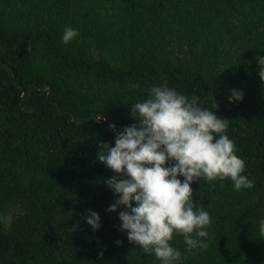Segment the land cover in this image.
Returning <instances> with one entry per match:
<instances>
[{"label":"trees","instance_id":"1","mask_svg":"<svg viewBox=\"0 0 264 264\" xmlns=\"http://www.w3.org/2000/svg\"><path fill=\"white\" fill-rule=\"evenodd\" d=\"M66 27L79 32L68 44ZM257 57L264 0H0V264H161L120 230L122 207L106 211L115 173L96 159L99 143L114 146L109 125L135 123L131 105L161 84L228 120L254 181L240 191L230 179L193 181V203L211 219L207 248L188 252L174 233L175 264H264ZM232 90L243 98L230 102Z\"/></svg>","mask_w":264,"mask_h":264},{"label":"clouds","instance_id":"2","mask_svg":"<svg viewBox=\"0 0 264 264\" xmlns=\"http://www.w3.org/2000/svg\"><path fill=\"white\" fill-rule=\"evenodd\" d=\"M78 35L66 27L62 42ZM257 64L264 83V57H257ZM242 98L243 92L232 90L229 100ZM129 116L136 122L123 131L109 125L114 146L98 144L97 161L115 173L104 181L117 197L106 211L122 207L118 219L128 241L161 264H175L182 253L170 245L174 233L183 237L188 252L207 248L200 238L208 236L211 219L204 206L193 203V181L230 179L236 191L254 187V181L243 175L246 162L225 134L228 120L203 107L197 97L189 99L166 84L153 86L143 101L131 105ZM86 223L97 230L99 214L88 210ZM260 231L264 235V220Z\"/></svg>","mask_w":264,"mask_h":264},{"label":"rangeland","instance_id":"3","mask_svg":"<svg viewBox=\"0 0 264 264\" xmlns=\"http://www.w3.org/2000/svg\"><path fill=\"white\" fill-rule=\"evenodd\" d=\"M2 221H3V225L6 227L8 224H9V221H10V215H6L2 218Z\"/></svg>","mask_w":264,"mask_h":264},{"label":"water","instance_id":"4","mask_svg":"<svg viewBox=\"0 0 264 264\" xmlns=\"http://www.w3.org/2000/svg\"><path fill=\"white\" fill-rule=\"evenodd\" d=\"M56 112H58V108L56 107ZM96 122L105 121V119L102 116H98L95 120Z\"/></svg>","mask_w":264,"mask_h":264}]
</instances>
